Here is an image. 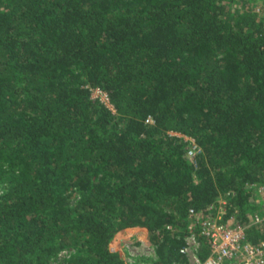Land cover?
<instances>
[{
  "label": "trees",
  "instance_id": "obj_1",
  "mask_svg": "<svg viewBox=\"0 0 264 264\" xmlns=\"http://www.w3.org/2000/svg\"><path fill=\"white\" fill-rule=\"evenodd\" d=\"M253 5L0 0V264H52L63 250L64 264H125L111 242L139 231L150 264L180 262L188 209L222 197L225 219L264 239L249 219L252 185L264 187ZM171 132L201 146L195 162Z\"/></svg>",
  "mask_w": 264,
  "mask_h": 264
},
{
  "label": "built area",
  "instance_id": "obj_2",
  "mask_svg": "<svg viewBox=\"0 0 264 264\" xmlns=\"http://www.w3.org/2000/svg\"><path fill=\"white\" fill-rule=\"evenodd\" d=\"M253 3L255 12H264V0H253ZM91 97H97L112 109L108 95L102 89H91ZM152 122L150 116L145 119V123ZM171 133L183 139L186 157L195 162V158L202 152L201 146L191 136ZM224 204L220 209L210 204L206 211L188 209L179 253L187 256L191 264H264V239L256 242L249 240L247 225L233 223L230 217L225 219ZM262 219L254 215L250 221L258 226ZM167 228L173 229L171 225Z\"/></svg>",
  "mask_w": 264,
  "mask_h": 264
},
{
  "label": "rangeland",
  "instance_id": "obj_3",
  "mask_svg": "<svg viewBox=\"0 0 264 264\" xmlns=\"http://www.w3.org/2000/svg\"><path fill=\"white\" fill-rule=\"evenodd\" d=\"M93 99L99 100L97 97ZM100 101V100H99ZM254 191V201L256 203L257 209L249 215V219L252 220L254 215H258L263 218L261 223L264 230V187L260 184L252 185ZM70 192V191H68ZM77 199L76 192H71L68 202L72 203ZM224 198H220L215 205L216 209H220L224 204ZM233 223H238V215L233 214L230 219ZM149 235L147 231H139L137 234H132L126 238H117L111 242V249L117 250L121 254V258L124 260L125 264H150L152 260L156 258L155 246L149 242ZM70 250H63L57 254L53 259L52 264H64L65 260L70 254ZM172 264H191L187 256H183V260L180 262H174Z\"/></svg>",
  "mask_w": 264,
  "mask_h": 264
}]
</instances>
